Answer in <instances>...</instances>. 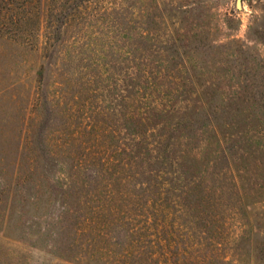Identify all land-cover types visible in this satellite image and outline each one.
<instances>
[{
    "label": "rangeland",
    "instance_id": "obj_1",
    "mask_svg": "<svg viewBox=\"0 0 264 264\" xmlns=\"http://www.w3.org/2000/svg\"><path fill=\"white\" fill-rule=\"evenodd\" d=\"M20 1L0 10V264L150 242L161 264L164 233V264H264V0Z\"/></svg>",
    "mask_w": 264,
    "mask_h": 264
},
{
    "label": "trees",
    "instance_id": "obj_2",
    "mask_svg": "<svg viewBox=\"0 0 264 264\" xmlns=\"http://www.w3.org/2000/svg\"><path fill=\"white\" fill-rule=\"evenodd\" d=\"M13 1L14 0H0V10H13L14 7H13ZM38 2L39 0H21L18 5H15V8H19L17 10H39V5H38ZM18 6V7H17ZM167 109L165 108L164 110H160V109H156L155 113H158L159 114H164V112L166 111ZM171 111H174L171 110ZM149 119L147 116L146 117H140L137 121H138V125L140 127H146V128H150L148 127L144 120H147ZM156 124V123H155ZM154 125V124H153ZM153 127L151 126V130L149 131H153L152 129ZM148 130V129H147ZM162 145V139L158 141V144L156 145V147H154L153 149L151 148V144H147L146 147H147V151H156L157 149L159 150V147ZM159 151H157L158 153ZM160 158V155H158L155 159L158 160ZM185 208H187L188 206H184ZM116 210H111L109 211V213H111V216L112 218H110V220L108 221V223L106 222L105 226L107 227L108 225H110L111 223H115V224H118L117 220H118V217L116 215ZM93 214L95 215H92L90 216V218H88L86 216V223H89V229L91 227H93V229H95L96 227H98V225L101 223L102 221V218H101V213L97 212V211H94ZM105 223V221L103 222ZM119 224L122 225L121 222H119ZM125 224V222H124ZM166 224V223H163L162 224V229H163V225ZM151 228V224H149V220L147 219L145 221V229H150ZM97 229V228H96ZM162 232L164 233V229L162 230ZM131 235V234H129ZM129 235H125V238H128L130 239L131 236ZM147 236V235H146ZM103 240L106 242V238L105 236L103 237ZM168 238H167V235L164 233L163 234V237L159 238L158 240V252H159V255L158 257L159 258V263L161 262V264L165 263L167 261V253L165 252V248L169 249L171 246V243H168ZM148 242L147 240L145 241V243ZM146 246H144L143 248L139 249L137 252H134V251H131L129 250L127 247L125 249H123V251L119 254V260L118 262H116V264H126V262H130L131 260V263L130 264H151L150 261L153 257L154 254H152L151 250H150V247H151V242L148 244H145ZM176 245H173L172 247H174ZM175 254L178 255L177 251H175ZM176 263H178V259H176ZM86 264H110L109 260H104L102 258H100L99 256L93 254L91 256H89L86 260Z\"/></svg>",
    "mask_w": 264,
    "mask_h": 264
}]
</instances>
